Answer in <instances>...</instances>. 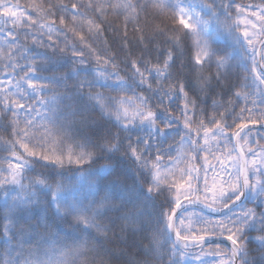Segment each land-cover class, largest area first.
Returning a JSON list of instances; mask_svg holds the SVG:
<instances>
[{
  "label": "snow or ice",
  "instance_id": "6c2138e0",
  "mask_svg": "<svg viewBox=\"0 0 264 264\" xmlns=\"http://www.w3.org/2000/svg\"><path fill=\"white\" fill-rule=\"evenodd\" d=\"M0 152V264H264V0H0Z\"/></svg>",
  "mask_w": 264,
  "mask_h": 264
},
{
  "label": "trees",
  "instance_id": "16d2710c",
  "mask_svg": "<svg viewBox=\"0 0 264 264\" xmlns=\"http://www.w3.org/2000/svg\"><path fill=\"white\" fill-rule=\"evenodd\" d=\"M252 2H259V0H251ZM27 0H21V3H26ZM0 155H6V153L0 152ZM129 183H131V181L129 180Z\"/></svg>",
  "mask_w": 264,
  "mask_h": 264
},
{
  "label": "rangeland",
  "instance_id": "374dc122",
  "mask_svg": "<svg viewBox=\"0 0 264 264\" xmlns=\"http://www.w3.org/2000/svg\"><path fill=\"white\" fill-rule=\"evenodd\" d=\"M238 2H242V3H251L250 0H238Z\"/></svg>",
  "mask_w": 264,
  "mask_h": 264
}]
</instances>
